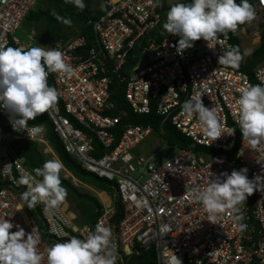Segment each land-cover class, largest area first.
<instances>
[{
  "label": "built area",
  "instance_id": "obj_1",
  "mask_svg": "<svg viewBox=\"0 0 264 264\" xmlns=\"http://www.w3.org/2000/svg\"><path fill=\"white\" fill-rule=\"evenodd\" d=\"M38 1L0 0V47L31 48L14 35ZM161 3L106 0L104 13L92 24L89 47L80 35L45 46L62 51L74 74H49L48 84L59 99L43 114L67 156L85 172L111 184L112 194L105 193L109 205L101 204L95 226L112 228L117 264H126L138 253L137 246L144 251L154 248L156 264H264V190L247 198L242 221L236 220L237 213L226 210L216 224L207 220L205 209L192 194L206 187L211 175L222 172L246 168L249 179L264 176V145L254 149L242 138L235 108L242 87L264 84V62L252 70L251 79L238 67L219 65L222 51L232 47L221 36L213 49L201 39L177 54L179 37L163 29L172 5ZM252 6L255 15L264 13V0H252ZM114 78L133 114L146 116L154 111L161 119L157 134H163L164 124L171 125L203 152L165 142L176 153L162 163L156 156L163 148L152 153L142 150L156 134L152 126L127 125L116 132L121 117L108 114L114 110L109 92ZM198 92L205 93L201 97L205 107L213 108L221 122L236 129L234 135L210 143L198 119L190 120L182 113V104ZM16 141L37 144L42 155L47 156L49 147L54 153L44 125L28 123L25 130H14L6 111L0 109V218L19 225L26 235L32 233L44 256L41 264H47L52 245L70 236L85 239L95 228L78 224L67 200L53 211L43 203L27 208L21 198L27 186L18 181L31 171L13 150ZM95 142L101 155L96 154ZM115 201L122 207L119 222L113 221ZM238 223L246 224V230L239 231Z\"/></svg>",
  "mask_w": 264,
  "mask_h": 264
},
{
  "label": "clouds",
  "instance_id": "obj_2",
  "mask_svg": "<svg viewBox=\"0 0 264 264\" xmlns=\"http://www.w3.org/2000/svg\"><path fill=\"white\" fill-rule=\"evenodd\" d=\"M150 2L154 6L160 4V0ZM65 3L73 4L79 10L85 8L84 0H65ZM53 15L57 21L71 26V19L55 12ZM254 17L255 11L249 0L239 3L236 0H190L170 7L163 29L179 37L176 51L181 54L201 39L207 42L209 49L215 48L220 36L235 33L239 26ZM242 59L239 49L231 47L222 51L218 64L237 68ZM52 72L63 73L66 77L74 74L73 67L65 62L64 53L57 48L0 47V109L6 111L14 130H25L29 120H35L57 104L58 92L48 84ZM203 94L198 92L186 100L182 104V113L190 120L198 119L199 127L210 143L222 136L234 135L235 128L227 127L213 108L204 106ZM235 108L242 138L254 149L264 145V84L242 87ZM63 168L62 161L57 158L21 175L18 183L27 186L21 198L28 209L43 203L46 210L53 211L66 204L68 193L60 179ZM247 171L241 168L231 173L210 174L207 186L193 191L194 199L202 204L209 222L216 224L226 210L237 213L238 222L243 220L242 206L247 198L254 191L264 190V176L249 179ZM14 227L17 230L10 232ZM246 228V224L238 223L239 231ZM37 244L32 233L26 235L19 225L5 217L0 218V264H41L44 256L38 251ZM117 260L113 230L99 223L85 239L70 236L47 250V264H117Z\"/></svg>",
  "mask_w": 264,
  "mask_h": 264
},
{
  "label": "trees",
  "instance_id": "obj_3",
  "mask_svg": "<svg viewBox=\"0 0 264 264\" xmlns=\"http://www.w3.org/2000/svg\"><path fill=\"white\" fill-rule=\"evenodd\" d=\"M40 1V0H39ZM106 1V0H104ZM162 0H160L161 3ZM91 0H84L85 8L83 10L77 9L73 4L65 3V0H43L45 3L44 9H37L31 11L25 17L26 22L42 23V34L46 35L44 43H55L67 41L71 36H65L64 31L71 30L73 27L77 28L78 35L84 37L86 46H90L92 42L91 27L93 22L98 19L103 13L104 8L98 12L90 10L88 7ZM183 3H188L190 0H183ZM237 3L240 0H236ZM180 3V2H179ZM252 4V0H249ZM162 8L166 6L161 3ZM53 12L59 14L61 17L71 19V26H66L63 23L57 21ZM248 23V22H246ZM239 26L235 33L229 32L225 38L232 47H236L242 54L239 40V31L246 25ZM48 45V44H47ZM243 55V54H242ZM264 62V28L259 35V45L253 50L246 58L243 57L239 63L238 70L247 74L250 79L252 77V70ZM131 63V61H130ZM51 85V84H50ZM110 102L114 106V110L108 113L111 116H120V126L116 130L119 132V128L127 125H150L154 129V133H158L161 119L157 117L154 111L149 115H135L133 114L123 98V91L121 85L114 78L109 88ZM63 113V111H62ZM44 114L39 115L35 120L28 121L32 125H44L47 131V139L51 145L56 158L62 161L64 169L68 171L78 183L86 186H90L100 192L112 194L110 189L111 184L102 179H98L96 176L85 172L73 159L67 156L64 152L61 143L53 133L52 126L46 121ZM163 138L170 147H178L186 150H190L195 153H202V148L193 144L190 140L178 133L171 125L164 124L162 127ZM96 154L101 155V147L95 142ZM18 158L24 160L25 166L32 172L35 168L42 167L45 162V157L39 151L37 144L31 142L16 141L12 144ZM34 174V172H33ZM39 179V178H38ZM62 186L67 190L66 200L69 203L70 210L77 216V222L80 225H87L95 228V223L98 217L101 215L102 205L97 198L91 194L80 191L71 181L60 177ZM115 215L113 216L114 222H119L122 219V207L119 201L114 202ZM137 254L130 256L127 259L126 264H156V252L154 248L148 250H140L136 247Z\"/></svg>",
  "mask_w": 264,
  "mask_h": 264
},
{
  "label": "rangeland",
  "instance_id": "obj_4",
  "mask_svg": "<svg viewBox=\"0 0 264 264\" xmlns=\"http://www.w3.org/2000/svg\"><path fill=\"white\" fill-rule=\"evenodd\" d=\"M181 1L183 0H163V2L166 5L168 4L174 5ZM104 2H105L104 0H91L88 8L94 12H98L104 7ZM44 5L45 3H43V0H40L36 3V5H34L35 7L33 8L32 11H35L37 9H44L45 8ZM251 22L252 23H250L249 21L247 23V25H249V28L246 27L244 34H243V31L241 30L239 31V34H238L239 40H240V47H241V51H242L244 58H246L259 45L258 43L259 35H260V32L262 31V27L264 28V13H261V14L256 13L255 17L251 20ZM42 27H43L42 23H31V22H26L25 20L22 23L20 29L15 33L14 36L21 43L28 45L31 48L37 45L45 47L47 46V44L49 45V43L47 44L44 43L45 42L44 39H46V35L42 34ZM72 33L74 34L71 36ZM64 35L71 36L68 40L74 38L75 36L78 35L77 28L73 27L71 30L64 31ZM65 42L66 41L55 42V43L61 44ZM255 42L257 43L255 44ZM159 149H162V150L157 153L156 157L158 160H161L162 163L166 162L176 153L175 149L170 148L169 146H165V140L163 136L160 134H153L152 136H150L149 139L145 143V148H143L142 150L144 153L146 152L152 153V152H156ZM43 156L45 157V161L55 159L54 156L52 157L51 154H47V156L46 155H43ZM67 174L64 173V171L62 170L60 177L70 181V179H67V177H69L67 176ZM72 184H74L80 191L91 194L95 198H97L96 193L100 192L90 186L79 184L76 181H73Z\"/></svg>",
  "mask_w": 264,
  "mask_h": 264
},
{
  "label": "bare ground",
  "instance_id": "obj_5",
  "mask_svg": "<svg viewBox=\"0 0 264 264\" xmlns=\"http://www.w3.org/2000/svg\"><path fill=\"white\" fill-rule=\"evenodd\" d=\"M257 42H255V44H256ZM46 150V153L47 154H51L52 155V157L55 155L54 153H52V151H51V149H50V147L49 148H47V149H45ZM54 154V155H53ZM54 158L56 159V157L54 156ZM63 171H64V173H68L67 174V176H69V177H67V179H70V181L73 183V181H76L77 182V180H75L74 179V177L68 172V171H66L64 168H63ZM96 195H97V198H98V200L100 201V203L101 204H103V205H105V206H108L109 205V199H108V197H107V195H105L104 194V192H97L96 193Z\"/></svg>",
  "mask_w": 264,
  "mask_h": 264
},
{
  "label": "crops",
  "instance_id": "obj_6",
  "mask_svg": "<svg viewBox=\"0 0 264 264\" xmlns=\"http://www.w3.org/2000/svg\"><path fill=\"white\" fill-rule=\"evenodd\" d=\"M241 31H243V34L245 33V29H241ZM258 43H259V40H258ZM54 155V154H53ZM55 156V155H54ZM56 157V156H55ZM95 192H97V191H95Z\"/></svg>",
  "mask_w": 264,
  "mask_h": 264
}]
</instances>
